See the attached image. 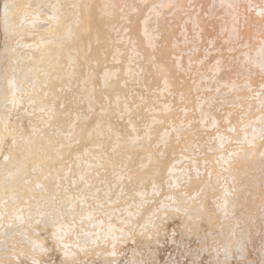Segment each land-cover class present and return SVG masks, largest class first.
I'll list each match as a JSON object with an SVG mask.
<instances>
[{
	"label": "bare ground",
	"instance_id": "6f19581e",
	"mask_svg": "<svg viewBox=\"0 0 264 264\" xmlns=\"http://www.w3.org/2000/svg\"><path fill=\"white\" fill-rule=\"evenodd\" d=\"M214 11L222 13V19L210 20ZM16 13L21 23L11 34ZM0 14V264L229 263V258L216 256L215 245L232 255L233 243L245 230L235 212L222 222L217 208L221 201L211 198L220 194L227 203L229 193L217 187L209 191L199 220L171 215L167 209L163 212L170 221L165 222L144 199L136 218L130 213L123 219L107 216L118 203H110L103 193L123 180L125 201L158 194L149 187L151 176L157 190L166 189L164 178L174 171H169L171 151L184 152V143L172 135L164 151L157 145L184 122L194 129L188 137L199 132L205 120L200 119L206 116H197L207 112L201 111L205 101L201 105L198 98L207 85L246 81L256 92L253 110L264 109V0H0ZM222 30L233 32L225 37H238L239 45L241 36L250 43L243 42L248 48L225 56L226 63L218 66L217 61L211 63L215 48H207L213 41L218 47L225 41ZM11 47L22 48L12 60ZM232 121L237 123L235 117ZM255 125L261 127L255 149L225 155L233 177L238 172L237 190L244 192L259 182L247 158L255 159L264 173V113ZM79 175L91 179L92 189L74 180ZM204 176L191 171L186 193L200 189ZM261 200L258 225L247 239L257 250L255 264H264V197ZM171 201L164 196L156 207L162 210L163 203ZM82 212L92 214L84 218ZM67 221L73 226L71 235L62 228ZM111 222L120 231L117 243L120 250L124 246L123 255H117L105 231H112ZM195 226L198 235L189 233ZM62 229L71 238H66L68 251L59 240ZM194 236L205 242V249L195 245L199 241H192ZM80 244L86 245L83 263L76 259ZM162 248L171 258H165L167 250ZM242 251L248 258L249 248ZM202 252L209 256L202 257Z\"/></svg>",
	"mask_w": 264,
	"mask_h": 264
},
{
	"label": "rangeland",
	"instance_id": "374dc122",
	"mask_svg": "<svg viewBox=\"0 0 264 264\" xmlns=\"http://www.w3.org/2000/svg\"><path fill=\"white\" fill-rule=\"evenodd\" d=\"M199 6L196 8L197 9L196 11L200 10L201 6L200 7ZM216 9L217 10L215 11L219 13L218 8ZM217 13L211 12V14L213 15L215 14V15L214 16L211 15L210 20L211 19L213 20L214 17L217 18V16L221 17L222 13L220 15ZM18 14L19 13L13 14L15 18L12 19V22H11V24L13 25V32L12 33L10 32L11 34H16L19 30V27L17 24L21 23V21L18 20L17 18ZM0 18H1V14H0ZM194 27L196 28L198 26L194 23ZM230 33L233 34V32L231 31L226 32L222 30L220 32V36L222 37L224 36V38H226L225 35H228V34L230 35ZM235 33L237 34V32ZM242 37L244 38V36H241L240 40L243 41L244 44L245 42L247 44L250 43L248 42L247 38H244L245 39L244 40ZM236 39H238V37L234 38L233 36L231 37V39L227 37L225 41H223V43L221 42V45L222 44H225V45L219 46L221 47L220 48L221 51H219V53L215 52V50L216 51L217 49L219 50V47H218L219 44L217 45L216 41L211 42L207 48L209 52L210 50H212V48L213 49L215 48V50H212L213 53H215V55L212 58L211 63L217 61L219 64L218 66H221L224 63H226L227 58L225 59L224 58L225 56L233 55L234 53L236 54L238 50L240 51V50H245L246 48H248L247 44L246 46L245 45L243 46V42H241L242 44L240 43L239 45V43H237L239 41H237ZM3 43L7 45V41L5 40H3ZM236 45H237V49H234L236 48ZM222 47L223 48L226 47V48L223 49ZM11 49L12 51L9 52L8 54L10 60H12L16 55H19L20 50L22 48L17 47L16 49H14L11 47ZM222 50L224 51V54H221ZM3 56L4 55H2V57L0 58V65L3 64ZM210 56L211 55H209V57L207 56V58H210ZM207 58L204 59V61L206 60L205 62L209 61V59ZM5 62L6 61H4V63ZM9 64L10 63H8L7 65ZM206 73H207V69L201 72V74H206ZM258 78L260 79V77ZM245 82L246 81L241 82V83L236 82L235 85L220 84V86H215V85L210 84L211 85L210 87L207 85L206 89H202L200 93L201 95H199L200 98H198V101L200 100L199 103L201 102V105H203L202 103L205 101L203 107L200 105L201 106L200 109L201 111L202 110L205 111L206 109L207 113L203 114V111H202L197 116L199 118L202 117V115L206 116V118L200 119V120H203V119L205 120L203 122L201 121L202 123H200L199 132H197L194 136L188 137L187 136L188 133L192 132L194 129L191 127V125L188 122H184L180 125L173 126L172 129L174 128V133H172L169 136L162 137L159 140L160 143L157 145V147L159 146L158 148L160 149V151L161 150L164 151L166 145L169 144V142L172 140L171 139L172 135L176 136V138L174 139L175 141H177L179 138V141H182V143H184V146H183L185 148L184 152L180 150L171 151L172 160L170 163L169 171L171 169L174 171L172 175H166L164 178V185L166 189H159L160 191L162 190L161 192L157 190L158 188L156 187L155 181L153 179L154 176H151L149 177V179H151L149 187L154 192L157 191L158 194H154V193L151 195L149 194V197H144V198L143 196L140 198L138 197L134 202H133V199L130 201H125L123 200L124 199L123 197L124 181L123 180L117 181L113 185L112 191L110 193L109 192L103 193L107 200L109 198L108 200L109 202L110 200H112V201H115V204L118 203L117 204L118 207H112L107 210V216H110L112 214L113 216H117L123 219L124 215L127 216V214L130 213L134 215L133 218H136L139 215L136 213L139 210L140 203L144 199L146 200L145 203L147 205L151 204L152 206L151 210L154 211V214L163 215V219H164L163 222L170 221V219L166 218L167 213L164 214L163 212L164 210H167V209H169L167 211L171 213V215H180V214L187 215L188 214L189 217L197 218L199 220L203 214V210L201 209L203 205V200L208 196L209 191L214 189V187H217L220 189L221 192L229 193L231 195L227 198V203L223 202L224 200H221L222 196H220V194L211 197L213 200H215L216 203L218 202V200L221 201L217 204V208L223 219L222 222L227 221L228 216L232 215L235 212L241 218L242 220L241 227L245 231L244 233L240 234V239L238 240L236 239L235 243H233V247L230 250L232 255H228V253L222 252L220 245H218V243H216L215 245L217 249L215 254L218 253L216 256L220 258H229L228 259L229 263L227 264H255L253 263V261L255 260V254L257 250L256 249L254 250L253 248V246H255L253 245V242H250L248 244V240H250L248 238L251 233L250 229L255 228L258 225L257 219H258L260 210H262L261 209V204H262L261 199L264 197V173L261 174V171L258 168L260 166L259 164L255 165V162H256L255 159L247 158V162L250 164L249 170L251 171L254 177L258 178L259 182L257 185L250 184L249 189H252V190H249L248 192H244L242 190H237V186H235L238 172L236 171L235 176L233 177L231 162L225 164V161H227L225 159L226 154H235L237 156L241 155L245 151L254 150L255 147L253 146V144L258 143V142H255V139L261 127L256 126L255 124H256L257 119L263 115L264 109L256 108L255 110H253V106L251 103L253 102L254 96L256 95L255 88H254V85L245 83ZM201 96L203 97V99L201 98ZM201 99L203 101H201ZM232 117L236 118L237 123H234L232 121ZM250 140L251 142L248 143V141ZM225 143H227V147L222 146ZM210 154L214 155V157L213 158L210 157ZM244 159L245 158L239 161L238 163L239 166L244 163ZM210 161L215 162L216 164H218V166L213 167V163L210 164ZM153 170L155 171L153 172V174L156 175L157 170L156 169H153ZM193 170H195V174L198 176L201 174H204L205 175L204 181L200 189H197L193 191L192 193L187 194L185 191V185L188 181L189 176L191 175V171ZM74 180L81 186H85L86 189H92L93 183L91 179H89L87 176L79 175L78 177L74 178ZM139 187L140 185H137V188ZM135 192H137V189H135ZM88 194H91V193L88 192ZM164 196L171 197L172 201L170 202L169 205H166L163 203V208L161 210L159 207H156V205L164 201ZM232 197H235V199L232 200ZM95 210L96 208L95 209L93 208L91 212L95 213ZM91 212H88V213L91 215L92 214ZM82 213H81V216H83L84 218L85 216L88 215L87 212H82ZM86 213L87 215H85ZM79 218H80V214H79ZM68 220L71 221L70 223L72 225H74V223H72V221H74L73 217H69ZM69 221H67V223L65 222V225L62 227L66 231L67 230L69 231L71 227L73 228V226L70 223H68ZM109 221L111 220L109 219ZM149 221L150 223H152V219H149ZM91 223H94V221ZM67 224L68 226L70 225L69 228H67L68 227ZM111 224L114 225V228L112 229V231L108 230L107 227H105V231L108 233L109 237L113 240L112 248L116 249L117 255L118 254L123 255L124 246H122V249L120 250V246L117 243V240L120 235V231L115 226V222H111ZM98 225H97V229L96 227L95 228L93 227L94 229L87 228L85 230L92 231L93 229L94 231H96L99 229ZM207 227L211 228L209 226ZM207 227L202 228V231L203 232L206 231ZM64 229H62V231L60 230V235H62V233L65 232ZM73 229L74 230L76 229L77 232L75 234V232L73 231L74 233L72 232V234H75L78 237L79 230L75 227V225ZM73 229H70V232H67L69 234L67 233L66 234L71 235L70 233ZM193 231H196L198 235L199 234L198 226H195L193 229L190 228L189 233H192ZM144 232L145 230L141 231V233H144ZM155 232L157 234L156 230ZM146 233H150V232L146 231ZM82 234L83 233L80 231V235ZM252 234H254V232H252ZM67 235H65L64 233L62 236H60L59 240L63 239V241L61 240L60 242L63 243L65 241L64 242L65 244L67 240L69 241V239L66 240V238L69 237ZM147 236H149L148 237L149 240H152V241L154 240V236H151L150 234H148ZM201 236L202 235H200V237ZM77 237L74 236V240L75 238L77 239ZM213 239L210 238L211 241ZM195 240L199 241L197 239V236H194L192 241H195ZM195 245L202 247V249L206 248V244L204 241H199V243H196ZM65 246H63V249L68 251L66 249L68 248V244H65ZM79 247L81 248L80 249L81 252L77 251L78 252L77 253L75 250V252L77 253L76 259L82 260L80 262L83 263L85 260L84 257L86 256L85 254L86 250L84 248L86 247V245L84 244L83 246V244H80ZM156 247L157 246H154V248ZM244 247L249 248L248 258L244 257L245 255H247L246 253L242 251ZM162 249H166V248H162ZM79 254H81V257ZM205 254L207 253L202 252V257H204L203 255ZM94 255L101 257L97 251L94 252ZM207 255L209 256V254ZM224 255H228V256H224ZM110 256L111 255H109V258H111ZM152 258L156 259L157 257L152 256ZM165 258H167V260L171 258V255H169L168 250H167V257ZM208 260L216 261L210 258H208ZM138 263L145 264V260H142V262L139 261ZM111 264H115V263H111ZM170 264H173V263H170ZM219 264H222V262L219 261Z\"/></svg>",
	"mask_w": 264,
	"mask_h": 264
}]
</instances>
